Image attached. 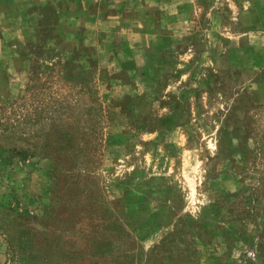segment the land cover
<instances>
[{
    "label": "rangeland",
    "instance_id": "rangeland-1",
    "mask_svg": "<svg viewBox=\"0 0 264 264\" xmlns=\"http://www.w3.org/2000/svg\"><path fill=\"white\" fill-rule=\"evenodd\" d=\"M0 264H264V0H0Z\"/></svg>",
    "mask_w": 264,
    "mask_h": 264
}]
</instances>
